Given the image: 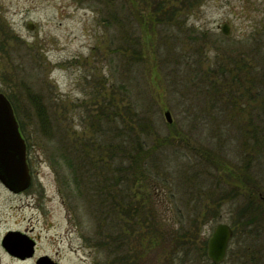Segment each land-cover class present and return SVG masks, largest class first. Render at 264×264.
<instances>
[{"label":"rangeland","instance_id":"obj_1","mask_svg":"<svg viewBox=\"0 0 264 264\" xmlns=\"http://www.w3.org/2000/svg\"><path fill=\"white\" fill-rule=\"evenodd\" d=\"M97 4L80 0H0V45L5 46V51H0V93L17 109L33 177L31 187L19 194L0 182V264H35L43 256L58 264L108 263L107 253L87 241L95 227L92 216L82 208L77 222L70 207V196L62 183L63 170L53 161L50 127L44 124V115L49 113L52 123L57 120L63 129L69 130L73 140L82 142L90 136L86 115L112 96L121 107L132 104L150 122L154 140L169 136L165 112L171 113L172 124L177 125L180 136L174 135L173 146L163 158L160 155L165 160L162 166H167L166 175L151 179L160 196L153 197V208L162 215L165 228L180 231L188 223L187 211L195 215L198 201L216 207L215 219L199 216L197 224L191 226L192 235L198 238L192 250L200 255L197 248L210 238L217 225L232 226L237 201L211 202L206 189L201 187L204 178L192 180L184 171L205 164L208 173L215 177L209 178L210 182H219L218 187L224 185L230 168L225 169L227 164L223 163H232L236 132L223 111V100L209 108L207 98L195 89L200 79L192 78L188 72L182 74V65L188 59L194 63L195 56L189 58L196 54L194 47L189 46L190 41H195L194 36L203 35V50L197 51L206 62L213 60L218 47L238 48V43L244 42L240 49L247 48L245 42L264 31V0H201L195 7L187 2V10L176 3L190 33L170 41L168 52L172 48L174 55L170 61L167 47L160 46L153 54L150 43H146L147 63L139 70L122 67L121 60L112 52L111 30L106 31L101 5ZM28 23L33 24L34 30L28 29ZM224 25L228 36L222 33ZM40 103L48 108L47 113H39ZM57 135L56 128L55 141ZM203 144L223 150L229 157L218 167L204 163L198 155ZM159 180L162 182L158 184ZM188 181L200 190H194L193 197L186 193ZM145 191L150 192L147 188ZM72 200L74 208L87 205L85 197L74 194ZM10 231L24 234L36 243L33 258L18 260L8 254L2 240ZM237 241L233 239L230 248L236 250ZM138 244V264H170L162 247L142 241L133 243L134 250ZM232 263L228 253L222 264Z\"/></svg>","mask_w":264,"mask_h":264},{"label":"trees","instance_id":"obj_2","mask_svg":"<svg viewBox=\"0 0 264 264\" xmlns=\"http://www.w3.org/2000/svg\"><path fill=\"white\" fill-rule=\"evenodd\" d=\"M80 1L101 5L102 23L106 31L111 30L112 52L119 57L122 67L138 69L147 63L146 43H150L149 50L153 49L155 54L160 46L167 47L172 39L190 33L180 18L179 7L187 10V2L195 7L201 0ZM118 3L120 6L116 5ZM202 38L203 35L194 36L195 41H190L189 46L194 47L196 54L189 58L195 56V60L183 63L182 74L188 72L192 78L200 79L195 89L207 98L209 108L223 100V111L227 112V120L236 132V145L232 163L224 162L229 157L226 152L208 144H203L198 154L202 162L211 166L227 164L225 169H230L224 176H227L224 185L218 187L219 182H210L209 178L215 177L208 173L205 164L186 169L184 173L192 180L204 178L201 187L206 189L211 202L237 201L231 227L233 239H239L236 244L239 247L229 249L232 264H264V204L261 200L264 195V31L245 42L247 48L240 49L244 42H239L238 48L218 47L211 62L204 61V55L197 51L203 50ZM9 39L15 41L13 37ZM0 51H5L4 44L0 45ZM166 53L170 61L174 57L172 48L168 52L167 47ZM122 91L125 94V88ZM40 105L39 113L48 110ZM14 110L17 115L15 106ZM47 115H44V124L50 127L52 157L54 164L63 170L62 183L70 196V207L74 209L77 222L82 208L92 216L95 227L87 241L93 248L107 253V264H138L136 248L140 244L135 245V250L132 245L142 241L162 247L165 256L169 255L170 264H202V258L205 264H213L207 257L208 240L204 239L197 248L201 256L192 250L198 238L192 235L191 226L197 224L199 216L215 219L213 208L216 207L198 201L195 215L187 211L188 223L180 231L166 229L162 215L153 208V197H158L159 188L153 187L151 179H162L166 175L167 166H162L165 160H161L160 155L163 158L173 146L174 135L180 136L175 123L168 125L167 138L154 140L150 122L132 104L121 107L112 96L86 115L90 136L79 142L73 140L69 130L63 129L57 120L52 123L49 113ZM56 128L58 141L54 140ZM92 154L100 157L95 159ZM161 182L159 180L158 184ZM187 183L190 185L186 190L188 195L193 197L194 190L200 192L193 183ZM74 194L78 198L85 197L87 205L74 208Z\"/></svg>","mask_w":264,"mask_h":264},{"label":"water","instance_id":"obj_3","mask_svg":"<svg viewBox=\"0 0 264 264\" xmlns=\"http://www.w3.org/2000/svg\"><path fill=\"white\" fill-rule=\"evenodd\" d=\"M34 30L32 23L27 25ZM226 36V25L222 28ZM168 124L173 123L171 113L165 112ZM0 182L12 193L19 194L30 188L32 176L27 162V145L20 132L12 104L0 93ZM264 204V197L261 196ZM234 232L230 225L219 224L208 240L207 257L213 264H222L226 259ZM3 248L13 257L21 260L32 258L36 243L19 232H8L2 240ZM36 264H58L49 256L40 257Z\"/></svg>","mask_w":264,"mask_h":264},{"label":"flooded vegetation","instance_id":"obj_4","mask_svg":"<svg viewBox=\"0 0 264 264\" xmlns=\"http://www.w3.org/2000/svg\"><path fill=\"white\" fill-rule=\"evenodd\" d=\"M18 260H20V259H18Z\"/></svg>","mask_w":264,"mask_h":264}]
</instances>
